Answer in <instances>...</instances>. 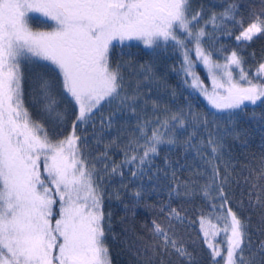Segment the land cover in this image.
I'll list each match as a JSON object with an SVG mask.
<instances>
[{
    "label": "snow or ice",
    "instance_id": "obj_1",
    "mask_svg": "<svg viewBox=\"0 0 264 264\" xmlns=\"http://www.w3.org/2000/svg\"><path fill=\"white\" fill-rule=\"evenodd\" d=\"M193 3L0 0V264H113L108 240L116 241L118 234L112 213L105 211L104 179L123 177V167L133 163L134 178L147 176L156 187L162 179L167 181L169 201L158 209L166 213V223L151 222V243L133 248L123 241L139 264H171L173 256L182 264H199L181 235L193 224L199 225L210 264H264V240L253 247L251 215H244L261 210L258 225L264 233V155L255 166L245 165L241 179L234 181L235 165L225 144L228 130L213 131L209 125L215 121L194 113L191 103L187 112L172 111L165 98L153 99L152 85L158 92L159 81L151 65L114 62V50L126 42L138 41L152 50L171 46L180 56L179 68L173 71L187 89L206 99L215 110L213 117L226 112L231 118L246 102L264 104V63L250 76L237 50L224 55L223 45L215 47L217 32L232 37L233 29H239L235 40L241 50L254 37H264V0L259 11H249L247 22L235 0H226L219 12L202 5L194 8ZM33 23L43 27L34 28ZM209 25L212 32L206 31ZM214 52L223 56V63L213 58ZM200 65L210 88L197 72ZM25 66L43 69L28 78L30 102L39 119L25 106ZM170 96L174 102L175 90ZM61 98L74 109L70 127ZM102 105H115V111L101 119V134L125 112L135 118L136 126L126 141L118 142V135L104 143V151L91 162L84 152L87 138L80 133L89 124L95 127ZM200 128L205 136L197 135ZM181 143L202 162L193 177L180 180L167 159L170 173H146L162 145ZM113 149L123 153L119 164L111 159ZM233 182L242 184L239 198L231 190ZM147 190L141 184L132 192L133 208ZM173 199H200L207 210H200L193 221L186 209L171 206ZM213 219L220 227L211 223Z\"/></svg>",
    "mask_w": 264,
    "mask_h": 264
},
{
    "label": "trees",
    "instance_id": "obj_2",
    "mask_svg": "<svg viewBox=\"0 0 264 264\" xmlns=\"http://www.w3.org/2000/svg\"><path fill=\"white\" fill-rule=\"evenodd\" d=\"M224 2L226 0H194L193 7L197 8L202 5L205 9L211 8L219 12L222 10L221 4ZM235 2L240 5V12L246 22L249 18V11H259L261 7L260 0H235ZM245 26H247V23ZM206 31L212 32V26L209 25ZM217 35L219 36V40L215 44V47L220 48L223 45L227 49L224 55H230L231 50H237L244 57V67L246 70H250V76L255 74L260 63H264V37H254L241 50L238 48V42L235 40V36L239 35V29H233L232 37L221 35L219 32H217ZM205 40H207V37H205ZM204 46L206 49L208 48L207 44ZM113 58L116 63H131L137 67L139 65H151L159 81L158 92L155 90L157 85H152L153 91L151 92V96L153 99L157 97L165 98L164 103L172 111L183 109L187 112L188 104L191 103L194 113L207 117L209 121H215L209 125L213 131L217 128L220 131H229L230 134L225 137V144L227 150L230 152L232 163L235 165V170L232 172L234 181L241 179L239 174L245 165L255 166L260 157L264 155V104L249 105L243 111L236 110L231 118L228 117L226 112L217 113L213 117L210 113L215 110L206 104L199 93L187 89L181 82V76L176 71H173L174 67L176 69L179 68L180 56L171 46L166 49L162 47L152 50L137 42H127L126 46L117 47L114 50ZM213 58L220 60L223 56L214 52ZM24 71L26 76L25 106L29 108L33 117L39 119L37 109L30 102L28 78L31 77L34 71H43V69L38 66H25ZM198 71L202 75L201 68H198ZM172 90L176 92L174 102L170 96ZM61 106L67 110L68 127H70L72 120H74V109L63 98H61ZM101 108L102 111L98 112L95 116V127L89 124L80 133L83 137L87 138L88 143L84 152L93 158L91 162H96L94 158L104 151V143L111 142L118 135L120 137V141L118 142L126 141L136 126L135 118L125 112L122 115L114 117L113 127L111 129H105L101 134L100 121L102 118L106 119L111 112L115 111V105L112 107L102 105ZM148 116L149 118L151 117L150 107ZM189 132H191V129H189ZM206 134L205 130L200 128L197 135L205 136ZM95 137H100L102 143L98 144ZM110 156L117 164L124 159L123 153L117 149H113L110 152ZM225 158L227 159L228 157L226 156ZM166 159L172 165V168L176 169L177 176L180 180H188L193 177V170L202 168V162L199 157L191 151L186 153L181 143V145L176 147L162 145L159 156L153 160L151 166L145 168L146 173L152 175L158 169L169 171L170 173L171 169L166 168ZM97 167L103 172L102 164L97 163ZM122 170L124 172L123 177L113 175L105 177L104 179L105 211L112 213L113 231L118 234L116 241H113L109 237L108 245L112 253L113 264H139L123 241L126 239L127 245L133 248L140 246L144 242L151 243V222L156 220L161 224L166 223V213L161 214L158 209L162 204L169 203L166 188L167 181L162 179L160 186L156 187V182L149 181L147 176L134 178L131 172L136 171L135 163L124 166ZM203 182L204 180L201 178L200 183ZM141 184L148 190L141 204L133 208L134 200L132 192L140 188ZM241 187L242 184L238 185L236 182L231 183V190L236 193L237 198H239ZM152 188H155V192L152 191ZM145 204L153 205L154 207L148 208L145 207ZM125 205H128V208H125ZM171 206L177 209L181 207L186 209L190 219L193 221L197 220V214L200 210H207V205L200 199L192 203L180 199H173ZM260 214L261 210L259 209L255 213L244 214L251 215L252 227L250 228V234L254 248L261 240H264V233L259 231L258 225V217ZM215 222V219L211 221L212 224ZM125 229H128V231L126 232ZM181 235L184 236L189 249L196 256L199 264H210L209 250L201 240L202 234L199 232V225L193 224L192 228L183 231ZM193 241L195 242L194 244L192 243ZM245 255L248 256L249 253L245 252ZM171 264H182V262L173 256L171 258Z\"/></svg>",
    "mask_w": 264,
    "mask_h": 264
},
{
    "label": "rangeland",
    "instance_id": "obj_3",
    "mask_svg": "<svg viewBox=\"0 0 264 264\" xmlns=\"http://www.w3.org/2000/svg\"><path fill=\"white\" fill-rule=\"evenodd\" d=\"M38 24H39V23H38ZM33 27H34V28H40V27H36V26H35V23H33ZM132 42L140 43V42H138V41H132ZM132 42H130V43H132ZM140 44H142V43H140ZM194 58H195V57H194ZM219 62H220V63H223V62H224L223 58L220 59ZM198 68H201V73H202V75L199 74ZM198 68H197V72H198V74L200 75L201 79H203V81L206 80V81H204V84H205L206 86H209V88H210V87H211V80L208 78L206 70L203 68V65L198 66ZM234 76H235V73H234ZM206 82H208V83H206ZM201 97H202L203 100H205L206 104L208 105L206 99H205L202 95H201ZM258 103H260V102L258 101L257 104H258ZM246 105L249 106V105H251V104L248 103V102H246ZM208 106H209V105H208ZM209 107H210V106H209ZM210 108H211V107H210ZM213 225H216L217 227H220V225H218L217 222L213 223ZM210 230H211V229H210ZM220 239H221V237H219V236L216 238L217 241H219ZM220 247L223 248L224 245H223V244H220Z\"/></svg>",
    "mask_w": 264,
    "mask_h": 264
},
{
    "label": "flooded vegetation",
    "instance_id": "obj_4",
    "mask_svg": "<svg viewBox=\"0 0 264 264\" xmlns=\"http://www.w3.org/2000/svg\"><path fill=\"white\" fill-rule=\"evenodd\" d=\"M35 26L36 27H43L42 25L38 24V23H35ZM127 43V42H126Z\"/></svg>",
    "mask_w": 264,
    "mask_h": 264
}]
</instances>
